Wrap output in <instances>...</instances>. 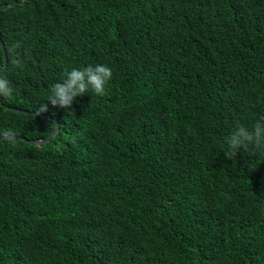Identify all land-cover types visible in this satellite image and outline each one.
<instances>
[{"label": "trees", "instance_id": "trees-1", "mask_svg": "<svg viewBox=\"0 0 264 264\" xmlns=\"http://www.w3.org/2000/svg\"><path fill=\"white\" fill-rule=\"evenodd\" d=\"M21 1L0 0V138H22L0 140V264H264V146L225 156L264 116V0ZM96 64L103 96L47 101Z\"/></svg>", "mask_w": 264, "mask_h": 264}, {"label": "clouds", "instance_id": "clouds-1", "mask_svg": "<svg viewBox=\"0 0 264 264\" xmlns=\"http://www.w3.org/2000/svg\"><path fill=\"white\" fill-rule=\"evenodd\" d=\"M16 67H24L25 61L14 59L12 61ZM112 78V70L107 65H88L83 68H73L65 70L61 81L54 83L50 87V95L47 101L53 107L68 110L78 96H84L92 92L97 96L105 94V86ZM16 89L12 86L6 74L0 72V97L10 100L13 98ZM47 111V104H42L36 114ZM5 136H13L14 133L5 132ZM264 146V116L259 117L251 127L238 124L235 130L227 138L226 158L232 156L242 148L244 151L250 149L259 151Z\"/></svg>", "mask_w": 264, "mask_h": 264}, {"label": "bare ground", "instance_id": "bare-ground-1", "mask_svg": "<svg viewBox=\"0 0 264 264\" xmlns=\"http://www.w3.org/2000/svg\"><path fill=\"white\" fill-rule=\"evenodd\" d=\"M28 0H23V1H21L19 4H25L26 2H27ZM14 3H16V2H14ZM12 3H10V4H8V5H1L0 7H2L1 8V10L3 9V8H5V7H12V6H10ZM16 5H17V3H16ZM16 5H14V6H16ZM0 10V11H1ZM0 41H1V44H2V47H4V44H3V42H2V40H1V38H0ZM4 55H5V58L7 59V56H6V51H5V49H4ZM8 61V60H7ZM5 65L7 66V62H5ZM4 65V67H3V69L0 71V72H3L5 69H6V66ZM7 109H10V108H8L7 107ZM14 111L15 112H18V111H21V112H18V113H24V114H28V115H37L36 113H30V112H26V111H23V110H18V109H14ZM39 115H42V114H39ZM44 116H47V115H44ZM56 127H58L59 128V125H56ZM56 127H55V129H56ZM55 129H54V131H55ZM53 131V132H54ZM52 132V133H53ZM57 132H58V129H57ZM57 132H56V134H57ZM52 133L49 135V136H51L52 135ZM55 134V135H56ZM54 135V136H55ZM48 136V137H49ZM53 136V137H54ZM12 137V138H11ZM48 137H46V138H44V139H39V140H35V141H29L30 143H33V144H45V143H48L49 141H51L52 140V138H51V140H49L48 142H45V143H43L42 141H44L45 139H47ZM3 139H9V140H21L22 138H20V137H16V136H7V137H4V138H0V140H3ZM38 141H40L41 143H39ZM34 142H38V143H34Z\"/></svg>", "mask_w": 264, "mask_h": 264}, {"label": "water", "instance_id": "water-1", "mask_svg": "<svg viewBox=\"0 0 264 264\" xmlns=\"http://www.w3.org/2000/svg\"><path fill=\"white\" fill-rule=\"evenodd\" d=\"M14 5H16V3H12L10 6H14ZM1 8H2V7H0V10H1ZM5 62H7V59H6V58H5ZM5 66H6V65H5ZM18 112H21V111H18ZM57 129H58V127H56L55 131L52 133L51 136H49L47 139H45V140L42 141V142L45 143V142H48L49 140H51V138L56 134ZM11 138H12V137H11ZM38 142L41 143L40 141H38ZM38 142H34V143H38Z\"/></svg>", "mask_w": 264, "mask_h": 264}]
</instances>
